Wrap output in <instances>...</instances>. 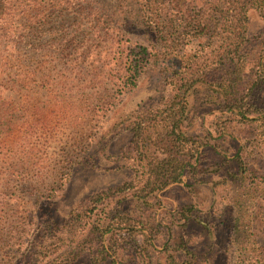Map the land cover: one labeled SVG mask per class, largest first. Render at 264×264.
<instances>
[{
  "label": "rangeland",
  "instance_id": "obj_1",
  "mask_svg": "<svg viewBox=\"0 0 264 264\" xmlns=\"http://www.w3.org/2000/svg\"><path fill=\"white\" fill-rule=\"evenodd\" d=\"M101 2L111 6L109 0H76L40 12L36 20L47 22L41 34L33 30L34 21L13 22L18 33L39 37L42 44L38 50L22 44L21 68L7 75L17 79V73L24 76L30 70L36 80L29 87H0V264L25 262L41 220L63 224L75 209L90 204L93 193L131 178L124 161L106 154L120 152L131 138L121 118L140 102L157 100L164 84L159 65L152 64L130 90L121 92L113 85L109 62L116 40L106 28L114 18L112 11L101 9ZM263 28L264 20L252 12V45ZM146 36L125 39L127 44L153 42ZM45 76L67 84L51 88L42 82ZM252 95L257 103L264 102V83ZM220 96L217 86L202 81L188 97L190 132L208 131L215 137L216 129L224 130L223 137L210 139L216 148L202 147L203 172L197 176L204 182L187 186V173L183 183L145 201L132 191L113 199L122 198L123 208L136 217L157 219L151 234L161 251L149 260L153 264H169L162 249L167 240L192 251L179 250L176 264H249L250 249L256 246L264 256V129L222 110ZM240 145L245 149L238 155ZM239 158L250 168L246 180ZM22 168L29 171L19 174ZM237 205L244 207L243 224L251 222L247 251L232 242ZM175 208L183 211L174 215ZM128 241L120 255L131 260L135 244ZM87 258L83 255L78 262Z\"/></svg>",
  "mask_w": 264,
  "mask_h": 264
},
{
  "label": "trees",
  "instance_id": "obj_2",
  "mask_svg": "<svg viewBox=\"0 0 264 264\" xmlns=\"http://www.w3.org/2000/svg\"><path fill=\"white\" fill-rule=\"evenodd\" d=\"M72 3L76 0H0V87L10 88L15 83L29 87L36 80L35 72L30 70L24 76L17 73V79L7 78L12 70L21 68L22 44L35 50L42 44L39 37L26 38L18 33L14 23L18 19L34 21L33 30L41 34L47 22L36 20L39 13ZM106 4L101 2V9L112 11L114 18L106 31L116 40V51L109 62L113 85L121 92L130 90L142 73L156 64L163 79L162 93L157 100L140 102L121 118L131 138L120 152L106 154L110 159L124 161L131 178L93 193L90 204L75 209L63 224L41 220L40 234L23 264H153L149 260L161 251L155 246L156 235L151 234L157 219L154 215L148 219L136 217L123 208L122 198L113 199L132 191L145 201L169 185L183 183L187 173L191 178L187 186L204 182L197 176L203 172L199 167L204 155L202 147L216 148L218 145L210 139L223 137L224 130L216 129L215 137L212 132L199 135L188 130V97L192 90L197 91L199 82L219 88L222 110L245 121L259 122L264 129V102L257 103L252 95L264 83V28L254 37V45L250 33L252 12L264 20V0H109L111 6ZM137 33L146 34L153 42L127 44ZM45 77L42 82L51 88L55 83L67 84L65 79ZM243 149L242 145L238 147V155ZM239 161L246 180L250 168L244 158ZM28 169L22 168L25 171L19 174ZM235 208L232 242L247 251L251 222L243 224L240 209L244 207ZM174 211L177 215L183 210ZM37 217L41 219L42 215ZM127 241L135 244L131 260L120 255ZM184 246L164 242L166 261L176 264L182 249L192 253ZM250 251L253 258L249 264H264L258 246ZM83 255L87 261L78 262ZM240 264H244L242 260Z\"/></svg>",
  "mask_w": 264,
  "mask_h": 264
}]
</instances>
